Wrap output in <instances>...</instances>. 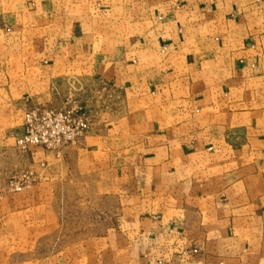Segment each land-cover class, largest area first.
<instances>
[{
    "label": "crops",
    "instance_id": "1",
    "mask_svg": "<svg viewBox=\"0 0 264 264\" xmlns=\"http://www.w3.org/2000/svg\"><path fill=\"white\" fill-rule=\"evenodd\" d=\"M71 96L90 132L18 151L25 109ZM25 170L0 264H264V0H0V183ZM75 179L104 201L80 232Z\"/></svg>",
    "mask_w": 264,
    "mask_h": 264
},
{
    "label": "built area",
    "instance_id": "2",
    "mask_svg": "<svg viewBox=\"0 0 264 264\" xmlns=\"http://www.w3.org/2000/svg\"><path fill=\"white\" fill-rule=\"evenodd\" d=\"M92 110L79 97H68L60 108L47 105L28 106L23 115V132L16 139V147L26 153L31 147L61 156L65 149L75 146L92 127ZM36 182V174L25 170L12 175L0 190L19 193Z\"/></svg>",
    "mask_w": 264,
    "mask_h": 264
},
{
    "label": "rangeland",
    "instance_id": "3",
    "mask_svg": "<svg viewBox=\"0 0 264 264\" xmlns=\"http://www.w3.org/2000/svg\"><path fill=\"white\" fill-rule=\"evenodd\" d=\"M18 172L21 171L14 172L12 175ZM12 175H10L9 178ZM9 178L5 179L3 184L0 183V185H2L0 186V190L5 186ZM67 184V182L63 184L65 189L69 188ZM71 184H75L78 187H73L68 189V191H65L63 196L60 197V203H62L64 208V218L68 219V224L66 223L64 228L78 232L83 225L88 226V224L92 221V218H94L93 211L89 207L86 208L83 203L90 200V198L93 203L96 204H100L104 201H101L94 191H91V193H84L82 187L86 183L83 180L75 179L74 183ZM62 242H66V240H63ZM46 245H50V241H47Z\"/></svg>",
    "mask_w": 264,
    "mask_h": 264
}]
</instances>
